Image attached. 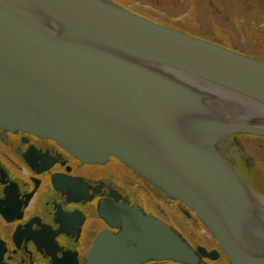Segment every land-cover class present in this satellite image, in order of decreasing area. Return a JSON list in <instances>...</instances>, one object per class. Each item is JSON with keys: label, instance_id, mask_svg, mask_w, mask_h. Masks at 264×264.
<instances>
[{"label": "water", "instance_id": "water-1", "mask_svg": "<svg viewBox=\"0 0 264 264\" xmlns=\"http://www.w3.org/2000/svg\"><path fill=\"white\" fill-rule=\"evenodd\" d=\"M0 130L53 141L85 165L114 158L193 212L230 264H264L261 185L238 171L233 145L264 138L263 61L111 0H0ZM112 218L125 231L110 262L196 261L158 220Z\"/></svg>", "mask_w": 264, "mask_h": 264}, {"label": "flooded vegetation", "instance_id": "flooded-vegetation-1", "mask_svg": "<svg viewBox=\"0 0 264 264\" xmlns=\"http://www.w3.org/2000/svg\"><path fill=\"white\" fill-rule=\"evenodd\" d=\"M160 25L220 43L264 62V0H111ZM241 35L258 53L234 45ZM237 138V169L259 180L264 197V140ZM139 211L178 234L196 261L133 264H230L186 206L169 201L132 170L109 158L85 165L53 141L0 130V264H131L115 258L125 224L113 211ZM103 235L98 253L95 241ZM136 248L130 241L124 249ZM126 255V254H125ZM127 256V255H126ZM119 259V260H118Z\"/></svg>", "mask_w": 264, "mask_h": 264}, {"label": "rangeland", "instance_id": "rangeland-1", "mask_svg": "<svg viewBox=\"0 0 264 264\" xmlns=\"http://www.w3.org/2000/svg\"><path fill=\"white\" fill-rule=\"evenodd\" d=\"M234 45L238 46L239 48H241L242 50H244L246 52L258 53L260 51V47H258V46L252 47V46H248L247 44H245L242 41L241 35H235V37H234Z\"/></svg>", "mask_w": 264, "mask_h": 264}, {"label": "trees", "instance_id": "trees-1", "mask_svg": "<svg viewBox=\"0 0 264 264\" xmlns=\"http://www.w3.org/2000/svg\"><path fill=\"white\" fill-rule=\"evenodd\" d=\"M220 44V43H219Z\"/></svg>", "mask_w": 264, "mask_h": 264}]
</instances>
